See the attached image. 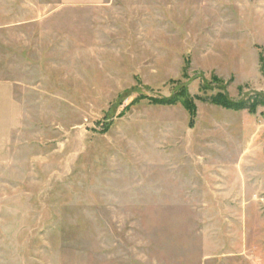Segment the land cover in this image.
Segmentation results:
<instances>
[{
	"label": "rangeland",
	"instance_id": "rangeland-1",
	"mask_svg": "<svg viewBox=\"0 0 264 264\" xmlns=\"http://www.w3.org/2000/svg\"><path fill=\"white\" fill-rule=\"evenodd\" d=\"M0 82V264H264V0H0Z\"/></svg>",
	"mask_w": 264,
	"mask_h": 264
},
{
	"label": "trees",
	"instance_id": "trees-1",
	"mask_svg": "<svg viewBox=\"0 0 264 264\" xmlns=\"http://www.w3.org/2000/svg\"><path fill=\"white\" fill-rule=\"evenodd\" d=\"M179 96L175 95L174 97L170 98H153L152 103L159 104V105H174L180 103L185 109L190 113L192 119L195 118L197 110L195 106L194 100H192L189 95L186 93L185 90ZM151 98V96H147ZM211 102L217 106H221L225 109L234 110V111H241L244 109H250L253 113L256 110V106L259 103V100H254L251 104L250 101H233L231 100L226 94H217L211 97Z\"/></svg>",
	"mask_w": 264,
	"mask_h": 264
},
{
	"label": "crops",
	"instance_id": "crops-1",
	"mask_svg": "<svg viewBox=\"0 0 264 264\" xmlns=\"http://www.w3.org/2000/svg\"><path fill=\"white\" fill-rule=\"evenodd\" d=\"M98 0H61V4L63 6H81V5H87V4H92V3H96ZM1 87H8L11 91L12 94H10L11 96L13 95V99L14 97V85L13 84H6V83H1L0 82V88Z\"/></svg>",
	"mask_w": 264,
	"mask_h": 264
}]
</instances>
